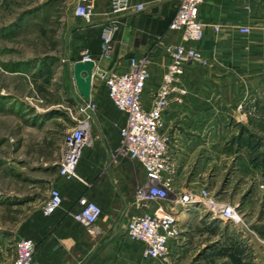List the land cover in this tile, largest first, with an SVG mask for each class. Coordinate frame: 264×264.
I'll return each mask as SVG.
<instances>
[{
	"label": "crops",
	"instance_id": "crops-1",
	"mask_svg": "<svg viewBox=\"0 0 264 264\" xmlns=\"http://www.w3.org/2000/svg\"><path fill=\"white\" fill-rule=\"evenodd\" d=\"M137 1L144 3L146 10L142 13L131 11L122 17L110 59L102 58L99 45L93 49L87 42H78L77 56L65 63L69 85L65 102L76 111L75 118H81L78 107L88 101L79 95L74 85L73 65L82 60L83 54L91 55L96 63L91 93V101L97 105L92 124L94 146L87 149L80 160L78 175L81 181L59 177L60 162L57 164L51 176L52 188L60 191L64 201L62 208L50 217L41 212L28 220L21 231L17 230V239H30L36 244L33 264H165L145 259L144 245L127 237L128 223L137 213L136 192L145 184L146 173L137 162L112 159L113 152L121 144L120 131L127 117L114 107L99 78L103 72L126 71L133 58H150V78L143 97L144 105L149 108L171 63L167 48L183 44L181 35L169 30L177 10L174 0ZM82 2L94 4L97 16L93 24L72 27L71 41L73 33L100 28L106 22L104 15L109 9V0ZM200 20L207 29L206 37L203 42L190 46L203 53L209 60V67L192 65L186 68L184 85L188 94L184 103L175 106L164 118L176 161L174 191L181 164L191 151L205 150L214 144L225 146L227 135L237 132L238 125L229 129L212 124L218 121L215 117H222L225 125L231 119L235 124L248 122L258 106L255 103L264 101V93H254L260 87L264 90V0H207L201 8ZM214 25L221 27L219 34L214 33ZM241 28H250L251 33L242 35ZM56 116L62 115L55 113L50 118ZM242 127L244 125H240L238 132ZM216 134L224 137L217 138L216 142L212 137ZM63 146L64 140L61 157ZM84 196L98 204L103 212L94 229L70 217L78 200ZM257 232L264 239V225L258 227ZM184 241L185 238L179 245L172 246V263L176 264L182 257Z\"/></svg>",
	"mask_w": 264,
	"mask_h": 264
},
{
	"label": "rangeland",
	"instance_id": "rangeland-1",
	"mask_svg": "<svg viewBox=\"0 0 264 264\" xmlns=\"http://www.w3.org/2000/svg\"><path fill=\"white\" fill-rule=\"evenodd\" d=\"M76 5V0H0L1 264L13 263L17 230L42 212L64 137L74 126L76 111L65 102V63L79 47L70 29L87 24L74 16ZM255 104L248 122L231 119L225 125L215 117L212 124L238 125L237 132L227 135L225 146L191 151L181 164L177 189L163 203L175 209L185 238L176 264H264V239L257 232L264 225V101ZM49 111L62 116L51 119ZM220 136L212 137L217 142ZM203 190L235 209L239 225L213 219L199 204L175 207L177 196Z\"/></svg>",
	"mask_w": 264,
	"mask_h": 264
},
{
	"label": "built area",
	"instance_id": "built-area-1",
	"mask_svg": "<svg viewBox=\"0 0 264 264\" xmlns=\"http://www.w3.org/2000/svg\"><path fill=\"white\" fill-rule=\"evenodd\" d=\"M174 1L177 10L169 30L179 33L183 44L167 48L171 63L161 88L152 96L149 108L144 105L143 97L150 78V58H133L126 71L116 70L99 75L110 101L127 117L126 125L120 131L121 144L113 152L112 159L124 158L137 162L146 173L145 184L139 186L136 192L134 206L137 213L128 223L127 237L144 245L145 259L160 260L165 264L172 263V246L180 244L182 234L175 209L163 204L175 193L176 176L172 137L166 132L164 118L175 106L182 105L188 94L184 85L186 68L192 65L209 67V60L203 53L190 46L203 42L206 37L207 29L200 20V11L207 0ZM145 10V4L137 0H109L102 31V58L110 59L114 53L115 37L120 31L122 17L131 11L142 13ZM74 16L87 24H93L97 16L96 8L92 3L79 0ZM213 31L219 34L221 27L214 25ZM240 33L249 35L251 31L250 28H241ZM89 60L93 59L88 54H83L81 61ZM96 111L97 105L91 100L78 107L81 118H72L74 126L67 130L64 137L59 177L81 181L78 166L84 152L94 146L92 124ZM63 204L60 191L52 188L42 213L45 217H50ZM194 204L203 206L213 219L231 222L233 225L241 222L235 209L220 204L207 190H203L198 196H177L174 201L175 207L180 208ZM102 215L101 207L86 196L78 200L76 209L70 213L76 223L93 229ZM14 252L12 264H33L36 244L30 239L17 241Z\"/></svg>",
	"mask_w": 264,
	"mask_h": 264
},
{
	"label": "water",
	"instance_id": "water-1",
	"mask_svg": "<svg viewBox=\"0 0 264 264\" xmlns=\"http://www.w3.org/2000/svg\"><path fill=\"white\" fill-rule=\"evenodd\" d=\"M95 68L96 63L94 60L78 61L72 68L74 85L85 101L91 100Z\"/></svg>",
	"mask_w": 264,
	"mask_h": 264
},
{
	"label": "trees",
	"instance_id": "trees-1",
	"mask_svg": "<svg viewBox=\"0 0 264 264\" xmlns=\"http://www.w3.org/2000/svg\"><path fill=\"white\" fill-rule=\"evenodd\" d=\"M102 31L103 27L88 29L86 32H76L72 35V43L77 44L78 42H87L90 48L95 49L96 45L102 48ZM91 56V55H90ZM79 60V59H78ZM55 113L49 112L47 116H54ZM263 237V235H262Z\"/></svg>",
	"mask_w": 264,
	"mask_h": 264
}]
</instances>
